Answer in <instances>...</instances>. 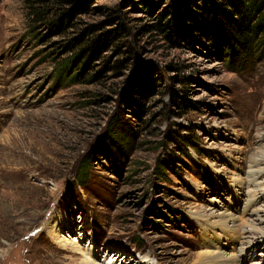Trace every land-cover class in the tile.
Returning a JSON list of instances; mask_svg holds the SVG:
<instances>
[{
    "label": "rangeland",
    "instance_id": "374dc122",
    "mask_svg": "<svg viewBox=\"0 0 264 264\" xmlns=\"http://www.w3.org/2000/svg\"><path fill=\"white\" fill-rule=\"evenodd\" d=\"M148 1L0 0V264H81L53 226L98 264H196L215 248L264 264V236L240 240L264 218L247 176L264 168L263 49L230 68L205 0ZM176 9L192 29L174 46L155 26ZM94 42L85 73L58 81ZM116 116L133 135L121 170L96 150L82 172ZM226 215L236 236L214 225Z\"/></svg>",
    "mask_w": 264,
    "mask_h": 264
},
{
    "label": "trees",
    "instance_id": "16d2710c",
    "mask_svg": "<svg viewBox=\"0 0 264 264\" xmlns=\"http://www.w3.org/2000/svg\"><path fill=\"white\" fill-rule=\"evenodd\" d=\"M179 2L186 4V0H179ZM205 4V9L203 8L204 20L212 28V39L217 49L225 47L224 54L226 59L224 61L230 68H241V65L251 58L255 47H262L264 52V0H205ZM146 6L150 13L154 12L157 7L152 0H149ZM64 16L69 19L67 15L63 14ZM187 18V15L181 14L176 9L175 17L168 19L167 13H165V16L162 14L159 24L155 27L165 34L166 39L171 44L176 46L181 40L186 39L187 42H190L189 34L192 27L186 23ZM95 47L96 43L94 42L93 45L85 46L83 49L80 48L74 56V60H68L69 65L64 64L59 69L58 81L62 80L65 74L73 73L75 75L74 80L82 76L94 60L96 55ZM118 65H120L118 67H124L123 63H118ZM76 70H79V72L75 73ZM132 86L145 93L144 88L146 87H140L143 86L142 83L135 82ZM179 105L186 108L187 102L182 98ZM125 126L123 117L116 116L111 118L106 130L107 135L104 145L101 149L96 147L85 156L81 164L82 172L85 168H88L87 164L95 157L96 150H103L104 156L113 162L115 170L117 172L121 170L122 161L131 149L133 138L131 131L127 130ZM179 137L183 145L192 144L189 143L190 141L187 137L181 135ZM194 151L198 154L200 153L195 149V146ZM184 152L186 157L193 161L190 152L188 150ZM158 169L161 170L159 167Z\"/></svg>",
    "mask_w": 264,
    "mask_h": 264
},
{
    "label": "bare ground",
    "instance_id": "6f19581e",
    "mask_svg": "<svg viewBox=\"0 0 264 264\" xmlns=\"http://www.w3.org/2000/svg\"><path fill=\"white\" fill-rule=\"evenodd\" d=\"M263 173H264V168L262 167V164L259 161L254 162L250 166L249 171L247 172V176L249 177L248 178V181H249L248 184L251 187V188L249 187L250 188L249 193H250V195H252V196H250V199H248V200H250V202H252V203L256 202L255 198L259 194H262V192L264 193V182H263V180L261 182H259V179H258ZM258 213H259V211H255V212L251 213L253 216H255V218L252 219L255 221L251 222V224H249V227H248L249 229H247V231L245 232V235H243V237L240 239L241 241L246 240V241H248V243L249 242L252 243L254 240L264 236V232L261 230V228L258 227V223L264 222V218L261 217L260 214H258ZM234 220H235L234 217H232L230 215H226V216L222 217V219L216 220V222L215 223L213 222V223H214V225L216 224V226L218 224V228H220V225L222 224V222H224L225 224H229L231 226L230 227L231 230L229 232L234 234L232 232V229H233L232 226L234 224ZM48 229H49V231L48 230L47 231L49 232L51 239H53V241L57 245L60 246L61 250L70 251L74 255L78 254V253H79V255H81V264H98L96 261L90 260L89 257L87 256V254H84L82 252V250L78 246V243L76 240L70 241V239H68V237H63L62 235H60V230L56 229L55 226L48 227ZM220 230L225 235H228L226 230H224L222 228H220ZM236 235H237V233L234 234V236H236ZM235 239H236V237H235ZM241 251H243V250L240 249L238 251V254L241 253ZM239 260L237 259L235 254H233V253L227 254L226 252L215 248L214 250L212 249V250H209L207 252H203L202 254H200L198 256V261L196 262V264H239ZM143 263L148 264L149 261L147 260Z\"/></svg>",
    "mask_w": 264,
    "mask_h": 264
}]
</instances>
